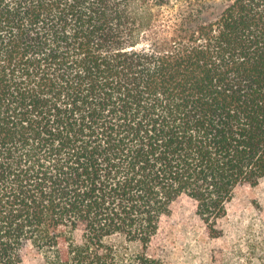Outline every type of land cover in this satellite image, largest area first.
Wrapping results in <instances>:
<instances>
[{"label":"trees","instance_id":"1","mask_svg":"<svg viewBox=\"0 0 264 264\" xmlns=\"http://www.w3.org/2000/svg\"><path fill=\"white\" fill-rule=\"evenodd\" d=\"M173 1L0 0V264H163L264 179V0Z\"/></svg>","mask_w":264,"mask_h":264},{"label":"rangeland","instance_id":"2","mask_svg":"<svg viewBox=\"0 0 264 264\" xmlns=\"http://www.w3.org/2000/svg\"><path fill=\"white\" fill-rule=\"evenodd\" d=\"M203 1L219 12L235 0ZM187 3L174 0L172 12ZM218 228L221 235L211 237L195 204L185 199L164 218L148 254L163 264H264V179L257 186L236 190ZM111 242L119 244L120 240ZM22 264H43V260L28 250Z\"/></svg>","mask_w":264,"mask_h":264}]
</instances>
